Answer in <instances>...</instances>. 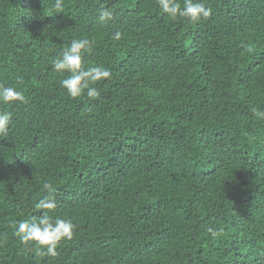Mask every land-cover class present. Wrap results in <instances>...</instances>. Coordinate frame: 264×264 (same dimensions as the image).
<instances>
[{"label": "trees", "instance_id": "16d2710c", "mask_svg": "<svg viewBox=\"0 0 264 264\" xmlns=\"http://www.w3.org/2000/svg\"><path fill=\"white\" fill-rule=\"evenodd\" d=\"M55 2L0 0V84L25 96L0 103V264H264V0H202L198 21L158 0ZM84 38V66L111 72L95 99L52 66ZM45 183L54 210L35 208ZM45 211L75 225L55 257L15 235Z\"/></svg>", "mask_w": 264, "mask_h": 264}, {"label": "clouds", "instance_id": "9594fccd", "mask_svg": "<svg viewBox=\"0 0 264 264\" xmlns=\"http://www.w3.org/2000/svg\"><path fill=\"white\" fill-rule=\"evenodd\" d=\"M159 8L162 13L175 18L177 16L198 21L201 17L207 18L211 14V9L206 7L202 0H158ZM56 13H63V0H56L54 5ZM113 18V13L108 9L100 12L99 20L103 23ZM114 40L121 39V33L115 32L112 37ZM93 41L84 39H72L70 46L65 47L57 59L52 61V66L56 72H64L70 75L61 81V86L67 90L71 98L80 97L85 93L88 98L95 99L100 96L96 84L111 76L109 69L102 65H90L85 67V53L90 52ZM25 102V96L19 90L11 86L0 84V103ZM254 115L264 119V111L253 108ZM13 114L9 111H0V137L8 135ZM44 187L49 189V195L45 196L35 204L36 209L54 210L56 200L52 194V186L45 183ZM15 235L24 243L34 241L41 247H46L47 255L55 257L58 255L57 246L62 239H71L75 225L71 219L56 217L53 219L48 211L37 219L20 220L16 222ZM208 233L213 239L223 233V228L214 229L209 227Z\"/></svg>", "mask_w": 264, "mask_h": 264}]
</instances>
